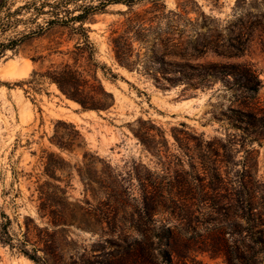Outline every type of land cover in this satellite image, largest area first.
<instances>
[{
  "label": "rangeland",
  "instance_id": "rangeland-1",
  "mask_svg": "<svg viewBox=\"0 0 264 264\" xmlns=\"http://www.w3.org/2000/svg\"><path fill=\"white\" fill-rule=\"evenodd\" d=\"M151 1L89 11L85 29L80 22L56 24L0 57V233L7 231L13 245L0 240V264H35L21 252L34 247L47 254L46 264H134L138 254L124 256L122 236H140L129 223L107 226L104 203L110 191L118 207L133 212L139 179L194 186L198 175L218 166L228 186L248 180L264 194V133H248L234 112L243 102L264 110V0H159L162 10L152 9ZM134 17L143 18L142 25L126 21ZM123 31L131 38L129 58L118 39ZM85 35L90 48L78 52L74 46H83ZM157 38L166 64L144 56L145 43ZM112 39L129 68L117 61ZM229 40L241 47L238 56L219 54ZM182 49L183 59L170 56ZM172 60L200 68L245 64L260 86L250 96L230 77L201 78L188 66L189 73L172 74ZM67 62L87 79L95 74L111 93L106 109L83 110L47 78ZM156 218L158 225L180 226L166 212ZM238 222L236 236L245 242H238L243 258L237 264H264V253L246 259V223ZM206 225L196 224L200 230ZM189 257L187 264H227L207 251ZM172 264L184 262L174 258Z\"/></svg>",
  "mask_w": 264,
  "mask_h": 264
},
{
  "label": "trees",
  "instance_id": "trees-1",
  "mask_svg": "<svg viewBox=\"0 0 264 264\" xmlns=\"http://www.w3.org/2000/svg\"><path fill=\"white\" fill-rule=\"evenodd\" d=\"M136 1L140 0H99L97 3H94V0H30L17 5V0H0V57L8 50L15 51L26 39L42 35L53 25L80 22L82 26L89 11L103 9L111 3H124L130 9ZM151 2L152 9H163V4H160L159 0ZM75 10L79 11L73 13ZM134 18L126 21H135L140 24L143 20L139 17ZM21 24H23L22 27H20ZM81 28L85 29L83 26ZM195 32L199 35L201 31L197 29ZM118 39L122 41V47L127 51L126 58H129V53L132 52L129 41L131 38L128 37L126 31H123ZM231 41L229 40L227 45H222L223 49L219 50L220 55L233 57L240 54L241 47L235 43H229ZM112 44L119 64L129 68V63L118 55L115 39H112ZM89 45L88 37L85 35L83 46L77 44L74 49L83 52L85 47L90 48ZM144 47V56L153 57L158 62L166 64L162 57L158 56V38L152 43H145ZM184 50L173 52L170 56L183 59ZM167 64L171 65L168 72L172 74H184L192 70L197 71V76L201 78L213 77L225 81L229 77L233 78L236 89L250 96L255 95L260 86V80L255 72L245 64L214 62L203 65L201 68L182 60H172ZM186 66L190 71L185 70ZM47 78L65 97L77 102L83 110L106 109L109 106L108 100L111 98V93L103 89L95 74H91L89 79L85 78L75 63L61 64L53 69ZM177 79L183 80L179 77ZM243 106H245L243 109H236L234 112L243 116L240 121L244 123L245 130L250 134H263L264 110L256 112L253 103L243 102ZM197 179L199 183L194 186L186 180L178 181L175 185L168 182L166 187H163L160 181L145 182L139 179L141 188L138 204L133 206V212L118 207L119 200L115 199L110 191L105 192L106 225H114L117 228L119 224L122 229L129 223V226L132 225L140 236L134 237L133 240H130L127 235L122 236L127 250L123 253L126 258L134 256L135 253H132L134 251L138 254L136 255L138 259L134 264H172L174 258H179L182 263L187 264L191 254L207 251L224 256L227 264H237L239 257L243 258L237 253L238 248L242 242H245L239 238L241 236L239 219L246 223L244 236V239H247L244 245L247 253L246 259L254 260L257 253H264V194L262 189H255L254 184L248 180L238 182L235 187L228 186L218 166H215L212 172L211 170L203 171V175H198ZM196 190L200 194L191 193ZM222 191L225 194H221ZM111 202H113L112 205H110ZM160 211L174 216L180 226L158 225L159 220L156 215ZM120 212L123 215L118 217ZM202 222L207 225L200 230L196 224ZM99 223L98 219L94 224ZM234 235H239V237ZM228 236L233 237L232 242L228 240ZM10 239L7 231L0 233L1 242L13 247ZM230 247L235 248V254ZM139 250H142L141 253ZM21 252L35 264L40 261L47 263V254L44 253L43 258L37 254L38 249L35 247L31 252L26 249H21ZM157 255L161 256L162 261L155 260Z\"/></svg>",
  "mask_w": 264,
  "mask_h": 264
}]
</instances>
